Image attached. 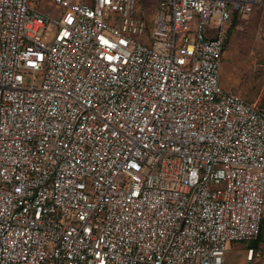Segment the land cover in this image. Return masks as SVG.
<instances>
[{"label": "built area", "instance_id": "2783aa9c", "mask_svg": "<svg viewBox=\"0 0 264 264\" xmlns=\"http://www.w3.org/2000/svg\"><path fill=\"white\" fill-rule=\"evenodd\" d=\"M53 1L0 0V264H227L261 233L264 109L221 63L264 0H161L150 44L139 0Z\"/></svg>", "mask_w": 264, "mask_h": 264}, {"label": "rangeland", "instance_id": "374dc122", "mask_svg": "<svg viewBox=\"0 0 264 264\" xmlns=\"http://www.w3.org/2000/svg\"><path fill=\"white\" fill-rule=\"evenodd\" d=\"M85 2L90 4L93 0ZM37 4L38 10L47 14L52 20L57 21L61 17L62 6L58 2L38 0ZM160 9L161 0L138 1L133 18L145 21L146 26L143 36H135V38H139L145 44H150L149 34ZM122 24L123 22L120 27ZM56 28V23L51 22L48 31L53 32ZM182 35L179 33V42L183 38ZM220 83L226 90L236 92L245 98L255 97L257 102L264 104V5L258 6L250 18L232 29L222 57ZM210 187L218 186L211 184ZM245 243L231 242L228 244L227 264L244 263ZM260 245L264 247V219Z\"/></svg>", "mask_w": 264, "mask_h": 264}, {"label": "trees", "instance_id": "16d2710c", "mask_svg": "<svg viewBox=\"0 0 264 264\" xmlns=\"http://www.w3.org/2000/svg\"><path fill=\"white\" fill-rule=\"evenodd\" d=\"M258 6H260V5H257L255 8H257ZM254 8V9H255ZM234 14H236L235 15V18H234V21H233V25H232V27L230 28V31H229V34H228V40H229V37H230V35H231V31H232V29L237 25V23H238V18H239V15H238V13H234ZM237 15H238V18H237ZM238 94V93H237ZM242 97V96H241ZM247 103H251V104H256V105H258L260 108H262V109H264V104H262L261 102H257L256 101V99H255V97H250V98H245V97H242ZM263 219H264V215H263V218H262V226H261V233H260V236H259V238L257 239V240H255V241H253V242H251V243H253V244H255V246L260 242V238H261V236H262V234H263Z\"/></svg>", "mask_w": 264, "mask_h": 264}, {"label": "crops", "instance_id": "0c3cea01", "mask_svg": "<svg viewBox=\"0 0 264 264\" xmlns=\"http://www.w3.org/2000/svg\"><path fill=\"white\" fill-rule=\"evenodd\" d=\"M260 6H261V5H260ZM255 9H256V8H255ZM255 9H254L253 12H252L250 15H248V16H242L241 14L239 15V13H238L239 18H238V15H237V18H238V20H237V21H238L237 25H238L240 22H242V21H244V20L250 18V17L252 16V14L254 13ZM235 15H236V14L233 15V18H232L231 23H230V25H229V27H228V30H227L226 46H227V42H228V39H227V38H228V34H229V31H230V28H231L232 25H233V21H234ZM237 25H236V26H237ZM236 26H235V27H236ZM227 90H228V89H227ZM242 242H245V241H242ZM245 244H246V245H245V250H246V248H247L248 246H255V244H253V243H251V242H246ZM255 247L264 251V247H262V246L260 245V242H259ZM245 252H246V251H245ZM244 263H245V254H244ZM244 263H243V264H244Z\"/></svg>", "mask_w": 264, "mask_h": 264}]
</instances>
